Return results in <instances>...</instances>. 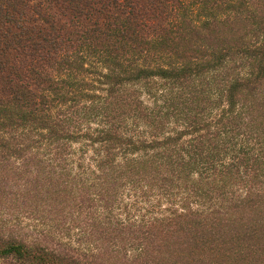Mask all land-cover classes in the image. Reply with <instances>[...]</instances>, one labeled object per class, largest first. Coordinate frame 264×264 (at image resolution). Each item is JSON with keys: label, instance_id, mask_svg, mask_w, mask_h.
<instances>
[{"label": "trees", "instance_id": "trees-1", "mask_svg": "<svg viewBox=\"0 0 264 264\" xmlns=\"http://www.w3.org/2000/svg\"><path fill=\"white\" fill-rule=\"evenodd\" d=\"M0 264H264V0H0Z\"/></svg>", "mask_w": 264, "mask_h": 264}, {"label": "rangeland", "instance_id": "rangeland-1", "mask_svg": "<svg viewBox=\"0 0 264 264\" xmlns=\"http://www.w3.org/2000/svg\"><path fill=\"white\" fill-rule=\"evenodd\" d=\"M91 156V153L88 152L87 153V156H86V162H88L89 160V157ZM90 165L92 166L93 165V162L92 161H89ZM92 173H89V176H91ZM37 226V225H36ZM39 228V229H38ZM43 228H40V227H35L34 223L32 222V220H28V219H25L23 220V222L20 224V227L19 229L15 230L14 232L16 231H19V234L21 237H25V239H27L28 241H32L35 237L36 239L38 238L39 241H41L43 243V245H56L57 241H65L66 238L62 237V238H59V235L57 232H54L53 229H43V231H46L45 235H42V233L39 235L38 234V231L39 230H42ZM51 230V235H49V232L47 233V231H50ZM67 237V236H66ZM53 241V242H52ZM96 242V239L93 237V242L92 244H95ZM59 246V245H58ZM109 246V244L107 243H104L102 248L103 249H107ZM113 247V245L111 244V248ZM116 248H118V245L116 246ZM57 249V252H59L60 250H63V249H66L67 250V247H62L60 246L59 248H56ZM85 251H83L84 253L87 252L86 249H84ZM84 253H80V259H83V257H85L83 254ZM117 253L118 255V252H113V254Z\"/></svg>", "mask_w": 264, "mask_h": 264}]
</instances>
